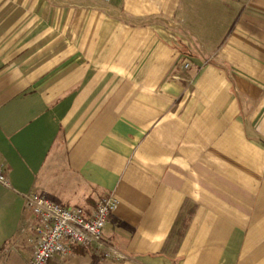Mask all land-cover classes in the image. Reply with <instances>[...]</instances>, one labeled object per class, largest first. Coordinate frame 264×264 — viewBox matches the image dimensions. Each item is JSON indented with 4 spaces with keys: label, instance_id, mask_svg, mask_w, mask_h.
Listing matches in <instances>:
<instances>
[{
    "label": "crops",
    "instance_id": "obj_1",
    "mask_svg": "<svg viewBox=\"0 0 264 264\" xmlns=\"http://www.w3.org/2000/svg\"><path fill=\"white\" fill-rule=\"evenodd\" d=\"M0 264H28L30 192L123 258L264 264V0H0Z\"/></svg>",
    "mask_w": 264,
    "mask_h": 264
},
{
    "label": "built area",
    "instance_id": "obj_2",
    "mask_svg": "<svg viewBox=\"0 0 264 264\" xmlns=\"http://www.w3.org/2000/svg\"><path fill=\"white\" fill-rule=\"evenodd\" d=\"M0 184L9 187L1 163ZM25 203L39 219L34 228L37 242L28 264H46L54 254L66 255L74 246L98 252L104 259L123 258L102 232L109 216L118 207L113 194L98 199L90 216H85L81 208L62 206L35 192L25 195Z\"/></svg>",
    "mask_w": 264,
    "mask_h": 264
}]
</instances>
